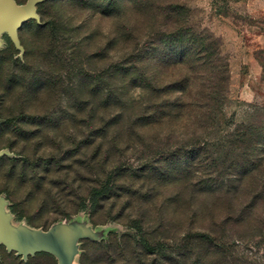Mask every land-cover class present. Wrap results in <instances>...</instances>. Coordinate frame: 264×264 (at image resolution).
<instances>
[{"label":"rangeland","instance_id":"rangeland-1","mask_svg":"<svg viewBox=\"0 0 264 264\" xmlns=\"http://www.w3.org/2000/svg\"><path fill=\"white\" fill-rule=\"evenodd\" d=\"M9 1L19 27H0V196L13 214L67 228L83 264H264V166L245 189L240 169L226 177L240 155L230 135L264 120V0H51L45 19L39 5L50 0ZM168 6L228 67L221 112L205 128L193 111L163 104L175 94L115 73L171 27ZM171 73L159 68L160 86ZM216 178L232 188L215 191ZM105 186L94 210L92 192ZM246 213L249 223L232 222ZM58 263L53 252L25 256L0 242V264Z\"/></svg>","mask_w":264,"mask_h":264},{"label":"trees","instance_id":"trees-1","mask_svg":"<svg viewBox=\"0 0 264 264\" xmlns=\"http://www.w3.org/2000/svg\"><path fill=\"white\" fill-rule=\"evenodd\" d=\"M50 2L51 0L39 5V13L43 19H45V12L42 7ZM111 5L107 4V7ZM162 13L165 14L166 20L171 22L172 28L153 32L150 41L142 48H145V53L131 58L126 62L127 65L123 63L125 66L116 67L115 73L123 82L132 83L143 90L163 91L167 96L175 94L174 98H171L172 96L166 98L163 104L170 110H178L179 114L182 111H193L195 119L199 120L196 122L198 126L205 128L208 123H213L216 115L221 112L228 82L227 64L220 56L219 46L212 39L186 27L180 6H168ZM34 25L38 27L36 22ZM25 27L26 25L21 31H24ZM22 42L25 46L27 45L23 38ZM11 47L13 48V46ZM147 59H150L152 63L151 70L154 76L148 72ZM159 68L165 71L172 70V78L168 82L163 81L161 86L158 77ZM88 76L94 77L91 73H86L84 77ZM90 81L92 82V80ZM121 100L119 93L117 94L118 103ZM12 119L15 118L12 117ZM230 136L232 142H229V146L238 149L240 155L226 169L228 171L225 170L226 177L238 174L237 172H240L238 169H240L243 176L239 175L237 180H241L242 183L239 185L245 189L248 179L256 178L259 170L264 166V120L255 119L247 125L240 126ZM218 179L216 178L215 183L213 182L215 191L223 187L232 188L230 181L227 180L228 182L225 183ZM109 192V186L94 189L91 195V207L95 210L100 197ZM247 207L253 213L258 205L250 204ZM253 216L246 213L237 219L233 218L232 222L236 224L249 223ZM19 219H23V217H19ZM253 222L257 224L258 218L255 217ZM133 227L142 235L141 241L146 246H150L143 234L141 220H135ZM195 235L201 241L212 244L215 242V236L211 232L199 231ZM79 261L80 264H83L81 256Z\"/></svg>","mask_w":264,"mask_h":264},{"label":"crops","instance_id":"crops-1","mask_svg":"<svg viewBox=\"0 0 264 264\" xmlns=\"http://www.w3.org/2000/svg\"><path fill=\"white\" fill-rule=\"evenodd\" d=\"M62 229L60 225H54L47 230L33 227L23 219L16 217L7 200L0 196V236L4 237L11 247L27 248L30 253L38 251H51L57 254L58 264H80V254L75 248H70L65 255L55 246L54 229Z\"/></svg>","mask_w":264,"mask_h":264},{"label":"water","instance_id":"water-1","mask_svg":"<svg viewBox=\"0 0 264 264\" xmlns=\"http://www.w3.org/2000/svg\"><path fill=\"white\" fill-rule=\"evenodd\" d=\"M15 25L19 27L18 17L14 14L13 4L9 0H0V27H5L6 29L10 30L11 33H14L16 30V27H14ZM53 231L55 234L54 244L56 248L60 250V254L64 253L65 255V251L69 252L71 247L73 249L75 248L74 245L68 240V235H70V232L67 230V228H55ZM0 242H2L10 251H16L18 254L25 256L33 254V252L30 253L27 248L20 249L11 247L7 243L6 239L2 236H0Z\"/></svg>","mask_w":264,"mask_h":264}]
</instances>
